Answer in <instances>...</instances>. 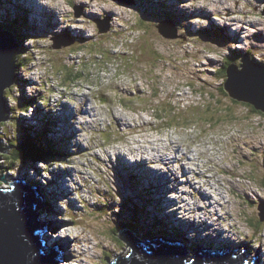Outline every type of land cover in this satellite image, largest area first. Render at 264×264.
<instances>
[{"label": "rangeland", "instance_id": "374dc122", "mask_svg": "<svg viewBox=\"0 0 264 264\" xmlns=\"http://www.w3.org/2000/svg\"><path fill=\"white\" fill-rule=\"evenodd\" d=\"M122 1L0 0L20 47L0 141L44 130L59 153L8 171L0 152V188L34 185L68 262L109 264L129 253L122 231L152 241L159 225L189 256L233 247L264 264V114L224 90L228 61L264 67V0Z\"/></svg>", "mask_w": 264, "mask_h": 264}, {"label": "water", "instance_id": "95a60500", "mask_svg": "<svg viewBox=\"0 0 264 264\" xmlns=\"http://www.w3.org/2000/svg\"><path fill=\"white\" fill-rule=\"evenodd\" d=\"M123 4L124 1L116 0ZM82 12L74 8V16ZM108 23V19H107ZM162 26V24H160ZM158 31L163 37L172 38ZM97 22L98 33H106ZM62 47L71 45L63 41ZM59 48V46L57 47ZM17 45L8 32L0 31V123L9 119L8 108L5 105L4 92L10 88L17 77L16 56ZM232 99L254 107L264 114V67L252 64L248 55L240 59V70L230 64L226 70L224 83ZM11 148L0 141V152ZM4 180L0 177V181ZM39 199L31 188L21 182H11L10 189H0V264H58L68 260L67 254L60 248H52L46 237L48 222L43 220L39 207ZM264 214L260 218L263 220ZM161 239L133 241L127 231H122L119 238L130 247L129 253L119 256L109 264H262L260 255L250 257L249 254H239V248L215 249L205 245L198 246L194 255L189 256L181 243L169 237ZM233 251H232V249Z\"/></svg>", "mask_w": 264, "mask_h": 264}, {"label": "trees", "instance_id": "16d2710c", "mask_svg": "<svg viewBox=\"0 0 264 264\" xmlns=\"http://www.w3.org/2000/svg\"><path fill=\"white\" fill-rule=\"evenodd\" d=\"M11 28L15 30L14 26H11ZM1 30L3 32H5L4 30H6V32H9L7 28L5 27H0V31ZM10 33L13 34L12 32ZM13 40L15 41L17 45V49L20 48L18 46L17 40H15V38H13ZM231 63H232L231 60L225 63L224 72H226L227 68L229 67ZM15 64H16V68L18 69L20 67L19 64L18 63H15ZM73 74L74 75L69 74L68 76L71 78V80L77 79L78 78L77 73L74 72ZM247 106L252 108V111L259 113L260 115H263L260 111L255 110L254 107H252L251 105L247 104ZM26 107L29 108V105ZM25 129L27 130V135L24 137L23 141L19 143L18 145L10 144L11 149L10 150L6 149L5 153H3L4 156L11 162V164L7 166L5 170L9 171L11 170L13 165H15L16 163H21L24 161L38 164V163L45 162L49 158L53 159V156L54 157L56 156V158L59 157V153L55 151L54 144H51L50 141L46 140L47 131L45 133V131L43 130L40 136L37 137L38 138L37 140L32 137L28 128H25ZM48 212L49 211H45L44 213H48ZM153 220H157V218H154ZM153 227L157 229V231L155 232L156 236L160 235V236H165V237L178 238L181 235L178 231H174L172 229H169L168 231H164L163 230L164 226L161 228L159 225H153ZM123 229H127L126 226L123 228H119L116 235ZM117 239L119 238L117 237Z\"/></svg>", "mask_w": 264, "mask_h": 264}, {"label": "clouds", "instance_id": "9594fccd", "mask_svg": "<svg viewBox=\"0 0 264 264\" xmlns=\"http://www.w3.org/2000/svg\"><path fill=\"white\" fill-rule=\"evenodd\" d=\"M3 32V31H2ZM6 32V31H5ZM11 36H13L10 32H8ZM12 39H13V37H12ZM14 41V40H13ZM15 42V41H14ZM16 44V43H15ZM72 83V82H71ZM30 109H32V106H30L29 108H27V111H29ZM41 166H43V165H41ZM33 169V168H32ZM17 182V181H16ZM21 183H23V182H21ZM48 183V182H47ZM9 184L11 185V182H9ZM24 184H26V183H24ZM28 187H29V185L28 184H26ZM0 189H4V190H9L10 188H0ZM32 189H33V192L35 193V196L38 194V192H36V188L34 187V185H32ZM38 196H40V197H37L39 200H40V198L43 200V195L41 196L40 194H38ZM54 200V202L57 204L58 203V205H59V202L56 200V199H53ZM43 201H45V200H43ZM39 206V205H38ZM47 206V205H46ZM60 206V205H59ZM44 209V208H43ZM38 210V209H37ZM46 214V213H45ZM48 222V221H47ZM49 225V224H48ZM48 231H50V227L48 226L47 227V234L49 233ZM52 231V230H51ZM45 233V234H46ZM50 233H52V232H50ZM169 238H174V243L175 242H179V243H182V240L184 241V239L182 238V240H180V241H178L175 237H169ZM60 246V245H59ZM61 247V249L63 248L62 246H60ZM209 247V246H208ZM211 247V246H210ZM59 248V247H58ZM239 252V249L236 251V253H238ZM242 252V251H241ZM241 252H239V254L241 253ZM261 257V256H260ZM68 261H70V260H68ZM59 263V262H58ZM71 264H76L75 262H70ZM61 264H63V262H61ZM245 264H247V261H245Z\"/></svg>", "mask_w": 264, "mask_h": 264}, {"label": "bare ground", "instance_id": "6f19581e", "mask_svg": "<svg viewBox=\"0 0 264 264\" xmlns=\"http://www.w3.org/2000/svg\"><path fill=\"white\" fill-rule=\"evenodd\" d=\"M32 3V2H31ZM34 9V8H33ZM207 11V10H206ZM206 11H205V13H206ZM208 12V11H207ZM214 16H216L215 14H213ZM231 23V22H230ZM232 24V23H231ZM227 25H230V24H227ZM224 26V25H223ZM234 26V25H233ZM235 31H236V33L235 34H239L240 33V30L239 31H237L236 29H235ZM234 31V32H235ZM20 50V49H19ZM15 82V81H14ZM141 150V149H140ZM139 150V151H140ZM141 153V152H140ZM157 153V152H156ZM154 157V156H153ZM155 158V157H154ZM162 161V160H161ZM189 182V181H188ZM39 191V193H42L41 192V190H38ZM206 193V192H205ZM207 194V193H206ZM221 194V193H220ZM225 196V195H224ZM210 197H213V196H210ZM223 197V196H222ZM224 198V197H223ZM214 199V198H213ZM222 199V198H221ZM40 200H42L41 198H40ZM39 202V201H38ZM46 202V201H45ZM39 204H40V202H39ZM215 204V203H214ZM39 208V207H38ZM208 208H210V207H208ZM206 210V209H205ZM200 211H202L201 209H200ZM194 221V220H193ZM65 227V226H64ZM47 240H48V242H49V239L47 238ZM58 243H60L59 241H58ZM50 245V244H49ZM51 246V245H50ZM55 246H52V248H54ZM56 248V247H55ZM65 249V248H64ZM62 262H65V261H62ZM66 264H71L70 262H68V261H66Z\"/></svg>", "mask_w": 264, "mask_h": 264}, {"label": "flooded vegetation", "instance_id": "af4514ba", "mask_svg": "<svg viewBox=\"0 0 264 264\" xmlns=\"http://www.w3.org/2000/svg\"><path fill=\"white\" fill-rule=\"evenodd\" d=\"M261 256V255H260Z\"/></svg>", "mask_w": 264, "mask_h": 264}]
</instances>
